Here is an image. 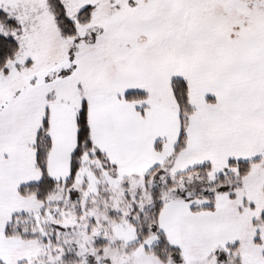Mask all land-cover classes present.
Segmentation results:
<instances>
[{"label": "snow or ice", "instance_id": "1", "mask_svg": "<svg viewBox=\"0 0 264 264\" xmlns=\"http://www.w3.org/2000/svg\"><path fill=\"white\" fill-rule=\"evenodd\" d=\"M0 264H264V0H0Z\"/></svg>", "mask_w": 264, "mask_h": 264}]
</instances>
